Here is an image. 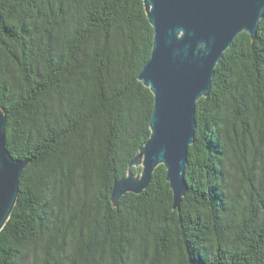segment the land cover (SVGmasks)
<instances>
[{
    "label": "trees",
    "instance_id": "16d2710c",
    "mask_svg": "<svg viewBox=\"0 0 264 264\" xmlns=\"http://www.w3.org/2000/svg\"><path fill=\"white\" fill-rule=\"evenodd\" d=\"M152 40L142 0H0L6 146L29 161L0 264H264V15L196 101L179 208L162 164L114 206L151 132Z\"/></svg>",
    "mask_w": 264,
    "mask_h": 264
},
{
    "label": "water",
    "instance_id": "95a60500",
    "mask_svg": "<svg viewBox=\"0 0 264 264\" xmlns=\"http://www.w3.org/2000/svg\"><path fill=\"white\" fill-rule=\"evenodd\" d=\"M153 28L150 57L138 74L153 94L150 136L113 182L114 206L127 192L141 193L162 164L179 208L188 185L184 177L196 130V101L206 96L215 67L241 32L251 38L264 15V0H142ZM7 118L0 110V230L19 194V178L29 161L6 146ZM141 164L140 175L131 171Z\"/></svg>",
    "mask_w": 264,
    "mask_h": 264
},
{
    "label": "rangeland",
    "instance_id": "374dc122",
    "mask_svg": "<svg viewBox=\"0 0 264 264\" xmlns=\"http://www.w3.org/2000/svg\"><path fill=\"white\" fill-rule=\"evenodd\" d=\"M136 167L140 169L139 173L137 174V175H140L142 165L141 164H138Z\"/></svg>",
    "mask_w": 264,
    "mask_h": 264
}]
</instances>
